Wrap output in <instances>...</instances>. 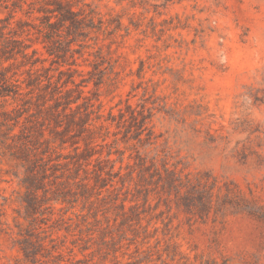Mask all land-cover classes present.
I'll return each mask as SVG.
<instances>
[{
  "label": "rangeland",
  "instance_id": "1",
  "mask_svg": "<svg viewBox=\"0 0 264 264\" xmlns=\"http://www.w3.org/2000/svg\"><path fill=\"white\" fill-rule=\"evenodd\" d=\"M51 1L0 0V264H264V0Z\"/></svg>",
  "mask_w": 264,
  "mask_h": 264
},
{
  "label": "trees",
  "instance_id": "2",
  "mask_svg": "<svg viewBox=\"0 0 264 264\" xmlns=\"http://www.w3.org/2000/svg\"><path fill=\"white\" fill-rule=\"evenodd\" d=\"M46 5L50 6L52 9L50 10L51 16H49V27L52 29L56 25H66V27L70 28H81L83 22L81 21V18H79L78 12H75L72 9V5H70L65 0H54L51 2L46 3ZM52 16H55L56 22H51L50 18ZM59 105H56V108H58ZM119 116L122 117V113H119ZM112 120H114V117L111 116ZM87 146V145H86ZM88 150H91V148L87 147L86 150H84L81 154V156H89L90 152ZM98 170H101L99 167ZM96 173V168L93 170Z\"/></svg>",
  "mask_w": 264,
  "mask_h": 264
}]
</instances>
